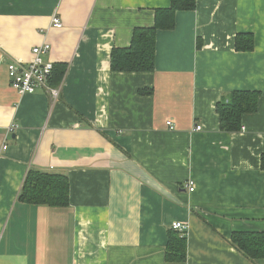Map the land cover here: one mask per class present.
Returning a JSON list of instances; mask_svg holds the SVG:
<instances>
[{
    "label": "crops",
    "instance_id": "obj_1",
    "mask_svg": "<svg viewBox=\"0 0 264 264\" xmlns=\"http://www.w3.org/2000/svg\"><path fill=\"white\" fill-rule=\"evenodd\" d=\"M168 6L0 0V264H264L230 243L264 234V0H196L156 32L151 73L111 72V50ZM43 44L66 65L56 99L8 83L7 65ZM238 91L259 93L257 109L222 132L215 107ZM30 170L65 176L69 205L19 202ZM172 234L183 261L167 258Z\"/></svg>",
    "mask_w": 264,
    "mask_h": 264
},
{
    "label": "trees",
    "instance_id": "obj_2",
    "mask_svg": "<svg viewBox=\"0 0 264 264\" xmlns=\"http://www.w3.org/2000/svg\"><path fill=\"white\" fill-rule=\"evenodd\" d=\"M196 0H169L167 8L153 11V23L148 28H135L130 44L126 48H114L110 53V71L117 73H151L154 69L155 34L157 31H171L175 27L177 12H191ZM237 52H251L253 37L251 34H238L235 38ZM66 65L56 64L49 81L56 87L62 80ZM151 91L145 92L150 94ZM259 93L238 91L222 98L216 105L219 129L222 132H237L241 128V117L257 109ZM18 201L31 205H45L62 208L69 205L67 178L62 175L42 173L30 170L24 180ZM230 243L249 260L264 258V234L233 233ZM167 258L183 261L185 258V240L171 236L167 246Z\"/></svg>",
    "mask_w": 264,
    "mask_h": 264
},
{
    "label": "built area",
    "instance_id": "obj_3",
    "mask_svg": "<svg viewBox=\"0 0 264 264\" xmlns=\"http://www.w3.org/2000/svg\"><path fill=\"white\" fill-rule=\"evenodd\" d=\"M51 27L59 30L62 24L58 17L54 16L51 19ZM51 48L48 44L36 46L31 49V58L27 63H10L7 65V78L9 86L19 95L34 94L39 90L47 91L52 99L58 97V89L51 87L49 81L52 77L53 63L45 60V57L50 52ZM16 129L15 125H10L9 132ZM200 127H196L199 130ZM6 149L3 147V150ZM193 184H189V192H193ZM171 229L184 234L187 227L180 222L172 223Z\"/></svg>",
    "mask_w": 264,
    "mask_h": 264
}]
</instances>
